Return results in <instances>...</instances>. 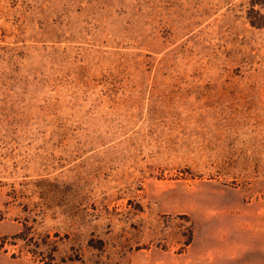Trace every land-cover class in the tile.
<instances>
[{
  "label": "rangeland",
  "instance_id": "rangeland-1",
  "mask_svg": "<svg viewBox=\"0 0 264 264\" xmlns=\"http://www.w3.org/2000/svg\"><path fill=\"white\" fill-rule=\"evenodd\" d=\"M0 264H264V0H0Z\"/></svg>",
  "mask_w": 264,
  "mask_h": 264
},
{
  "label": "trees",
  "instance_id": "trees-1",
  "mask_svg": "<svg viewBox=\"0 0 264 264\" xmlns=\"http://www.w3.org/2000/svg\"><path fill=\"white\" fill-rule=\"evenodd\" d=\"M259 26H262V25H259Z\"/></svg>",
  "mask_w": 264,
  "mask_h": 264
}]
</instances>
